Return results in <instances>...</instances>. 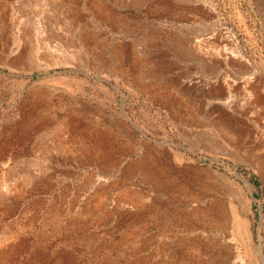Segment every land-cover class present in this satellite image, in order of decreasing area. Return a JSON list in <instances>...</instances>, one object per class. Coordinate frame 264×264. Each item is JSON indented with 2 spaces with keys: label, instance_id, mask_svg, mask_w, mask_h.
I'll return each instance as SVG.
<instances>
[{
  "label": "rangeland",
  "instance_id": "1",
  "mask_svg": "<svg viewBox=\"0 0 264 264\" xmlns=\"http://www.w3.org/2000/svg\"><path fill=\"white\" fill-rule=\"evenodd\" d=\"M247 75L264 0H0V264H264Z\"/></svg>",
  "mask_w": 264,
  "mask_h": 264
},
{
  "label": "bare ground",
  "instance_id": "2",
  "mask_svg": "<svg viewBox=\"0 0 264 264\" xmlns=\"http://www.w3.org/2000/svg\"><path fill=\"white\" fill-rule=\"evenodd\" d=\"M103 36V35H102ZM210 38V37H209ZM223 38V37H222ZM196 41V40H195ZM202 47V46H201ZM84 48V47H83ZM216 49V48H215ZM203 50V49H202ZM140 51V50H139ZM216 52V51H215ZM210 54V53H209ZM233 55V54H232ZM144 57V56H143ZM238 57V56H237ZM239 58V57H238ZM241 58V57H240ZM239 58V59H240ZM94 59V58H93ZM222 59V58H221ZM153 61V60H152ZM254 75V74H252ZM254 76H251V75H247L246 77H244V80H243V84L242 86H244L243 88H245L247 91H253L254 92V96L256 97V103H259L260 100H264V83H260L258 84V81L255 80V78H253ZM153 80V79H152ZM224 81V79H223ZM221 82L219 83L218 85L220 86V93L221 95L223 96L222 98H219L220 100L219 101H216V102H207V108L206 109H210L212 106H214L215 104L216 105H219V106H222V107H227L230 105V102L232 103V101L230 100V97L228 98L229 96V92H230V89L229 87L231 86H227L226 85V80L225 82ZM198 83L197 81H195V79H190L189 81L187 82H183V85L186 86V87H189V86H195V84ZM233 85V84H232ZM191 86V87H192ZM245 90V91H246ZM249 93V92H248ZM249 99V98H248ZM250 100V99H249ZM251 105V104H250ZM230 107V106H229ZM124 117L126 118V114L123 113Z\"/></svg>",
  "mask_w": 264,
  "mask_h": 264
}]
</instances>
